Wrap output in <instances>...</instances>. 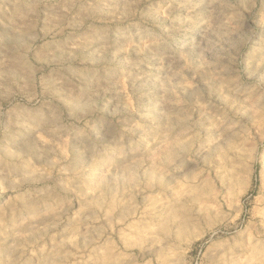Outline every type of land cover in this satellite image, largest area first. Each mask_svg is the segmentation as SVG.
I'll list each match as a JSON object with an SVG mask.
<instances>
[{
	"label": "rangeland",
	"instance_id": "374dc122",
	"mask_svg": "<svg viewBox=\"0 0 264 264\" xmlns=\"http://www.w3.org/2000/svg\"><path fill=\"white\" fill-rule=\"evenodd\" d=\"M0 264H264V0H0Z\"/></svg>",
	"mask_w": 264,
	"mask_h": 264
}]
</instances>
